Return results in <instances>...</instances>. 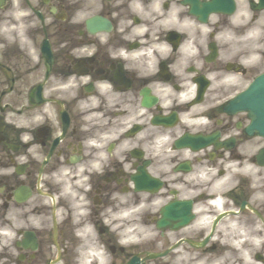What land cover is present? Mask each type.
Listing matches in <instances>:
<instances>
[{
  "label": "flooded vegetation",
  "instance_id": "1",
  "mask_svg": "<svg viewBox=\"0 0 264 264\" xmlns=\"http://www.w3.org/2000/svg\"><path fill=\"white\" fill-rule=\"evenodd\" d=\"M235 2L244 41L187 0H0V264H264V132L232 100L264 7Z\"/></svg>",
  "mask_w": 264,
  "mask_h": 264
},
{
  "label": "water",
  "instance_id": "2",
  "mask_svg": "<svg viewBox=\"0 0 264 264\" xmlns=\"http://www.w3.org/2000/svg\"><path fill=\"white\" fill-rule=\"evenodd\" d=\"M209 10H215V9H214L213 6L210 5V6H208V8H207V11H209Z\"/></svg>",
  "mask_w": 264,
  "mask_h": 264
}]
</instances>
